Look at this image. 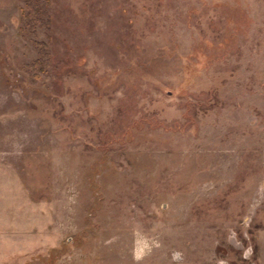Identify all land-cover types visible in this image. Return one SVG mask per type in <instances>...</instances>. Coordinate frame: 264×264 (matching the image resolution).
<instances>
[{"label":"rangeland","instance_id":"374dc122","mask_svg":"<svg viewBox=\"0 0 264 264\" xmlns=\"http://www.w3.org/2000/svg\"><path fill=\"white\" fill-rule=\"evenodd\" d=\"M45 1L0 0V264H264V0Z\"/></svg>","mask_w":264,"mask_h":264},{"label":"trees","instance_id":"16d2710c","mask_svg":"<svg viewBox=\"0 0 264 264\" xmlns=\"http://www.w3.org/2000/svg\"><path fill=\"white\" fill-rule=\"evenodd\" d=\"M44 1V0H43ZM35 3V4H34ZM39 3V0H34V2L32 3L29 2V0H26V5L29 6V11L32 13V14H39V12L37 10H40L42 9L43 6H45V4H47V1L43 2L40 6H37V4ZM37 6V8H36ZM39 7V8H38Z\"/></svg>","mask_w":264,"mask_h":264},{"label":"clouds","instance_id":"9594fccd","mask_svg":"<svg viewBox=\"0 0 264 264\" xmlns=\"http://www.w3.org/2000/svg\"><path fill=\"white\" fill-rule=\"evenodd\" d=\"M172 259L174 261H180L182 259V255L180 252H174L172 255Z\"/></svg>","mask_w":264,"mask_h":264},{"label":"crops","instance_id":"0c3cea01","mask_svg":"<svg viewBox=\"0 0 264 264\" xmlns=\"http://www.w3.org/2000/svg\"><path fill=\"white\" fill-rule=\"evenodd\" d=\"M4 254H5V257L7 258L8 256V252L4 253V251H0V258H1V262H3V259H4Z\"/></svg>","mask_w":264,"mask_h":264}]
</instances>
